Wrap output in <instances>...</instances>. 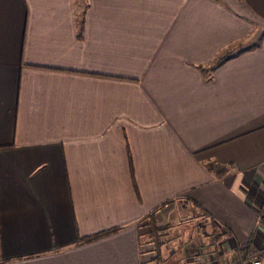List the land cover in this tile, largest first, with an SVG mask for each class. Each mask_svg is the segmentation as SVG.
<instances>
[{
	"label": "crops",
	"instance_id": "obj_1",
	"mask_svg": "<svg viewBox=\"0 0 264 264\" xmlns=\"http://www.w3.org/2000/svg\"><path fill=\"white\" fill-rule=\"evenodd\" d=\"M263 203L264 0H0V264H242Z\"/></svg>",
	"mask_w": 264,
	"mask_h": 264
},
{
	"label": "trees",
	"instance_id": "obj_2",
	"mask_svg": "<svg viewBox=\"0 0 264 264\" xmlns=\"http://www.w3.org/2000/svg\"><path fill=\"white\" fill-rule=\"evenodd\" d=\"M144 226H148L149 227V232L147 233L148 235V241H150L151 243L154 244L156 250L158 251V253L161 251L162 246H163V240L160 238V233L165 229V225L164 224H160L157 221V217L154 215V212L148 215V219L145 221ZM117 228H109L106 230H102L100 232L94 233L90 236L85 237L84 239H96L99 238L100 236L109 234L113 231H115ZM250 244H248L249 246ZM248 246H245L243 248V250L248 254V252L246 251L247 248H249ZM254 255L256 257H259L262 255V253H258V250H253ZM264 252V251H263ZM237 255V254H236Z\"/></svg>",
	"mask_w": 264,
	"mask_h": 264
},
{
	"label": "rangeland",
	"instance_id": "obj_3",
	"mask_svg": "<svg viewBox=\"0 0 264 264\" xmlns=\"http://www.w3.org/2000/svg\"><path fill=\"white\" fill-rule=\"evenodd\" d=\"M238 49H240V46H238V47H235V48H232V51L234 52V51H236V50H238ZM145 223V222H144ZM142 226H144V224H142ZM149 227H148V229H145V236H143V250H144V252H148L149 251V249L148 248H151V249H154L155 248V246L153 245V244H151L150 246H148L151 242L150 241H147L148 240V235H147V233L149 232ZM170 247H173V246H170ZM177 247V250L178 251H183L180 247V245H178V246H176ZM154 251H156V252H158L157 250H156V248L154 249ZM153 251V252H154ZM166 251H168V248H165L164 246H162V249H161V251L159 252L160 254L162 253V252H166ZM146 264H148V263H146ZM151 264H178V262H176V260L174 259V260H167V261H161V262H159V263H155V261H152V263Z\"/></svg>",
	"mask_w": 264,
	"mask_h": 264
},
{
	"label": "built area",
	"instance_id": "obj_4",
	"mask_svg": "<svg viewBox=\"0 0 264 264\" xmlns=\"http://www.w3.org/2000/svg\"><path fill=\"white\" fill-rule=\"evenodd\" d=\"M261 210L262 211H261L260 217L264 225V203L261 206ZM206 264H219V262L216 259V256H212ZM227 264H234V263H227ZM242 264H264V252L259 257L252 256L250 254L246 255Z\"/></svg>",
	"mask_w": 264,
	"mask_h": 264
}]
</instances>
